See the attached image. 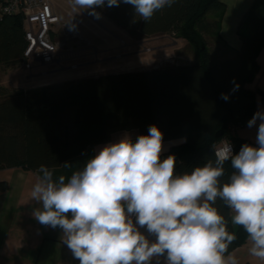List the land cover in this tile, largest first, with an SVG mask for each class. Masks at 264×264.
Returning a JSON list of instances; mask_svg holds the SVG:
<instances>
[{
	"label": "trees",
	"instance_id": "16d2710c",
	"mask_svg": "<svg viewBox=\"0 0 264 264\" xmlns=\"http://www.w3.org/2000/svg\"><path fill=\"white\" fill-rule=\"evenodd\" d=\"M101 9L138 41L161 35L186 41L193 63L101 75L10 96L0 93V170L57 168L89 147L110 142L115 133L136 130L146 135L152 124L161 129L164 141L185 139L171 150L179 159L178 174L214 158L212 145L223 139L234 144L236 153L249 143L234 132L247 127L257 110L259 90L248 85L259 73L257 58L264 49V0H255L244 16L239 28L242 47L235 52L220 37L222 0H175L148 22L139 17L133 22V8L123 3ZM214 14L217 19L208 22ZM244 24L249 31L242 29ZM211 30L225 49L222 56L214 55L205 39ZM26 47L22 17L0 19V65H21ZM222 93L230 98L221 99ZM221 128L223 135L216 137ZM225 169L224 181L230 165ZM7 189L8 183L0 182V193ZM216 206L227 229L236 235L230 254L246 242L247 234L231 224L222 201Z\"/></svg>",
	"mask_w": 264,
	"mask_h": 264
},
{
	"label": "clouds",
	"instance_id": "9594fccd",
	"mask_svg": "<svg viewBox=\"0 0 264 264\" xmlns=\"http://www.w3.org/2000/svg\"><path fill=\"white\" fill-rule=\"evenodd\" d=\"M71 3L98 18L97 9L123 3L133 8V22L137 17L148 22L175 0ZM72 21L70 30L76 27ZM247 127L256 128L254 144L244 143L238 153L229 140L212 145L214 158L181 174L176 157L163 155L164 134L156 124L146 135L124 133L94 149L70 177L40 165L31 215L40 225L60 230L78 264H239L228 253L236 235L216 206L222 201L231 224L246 232L249 254L264 261V107ZM226 164L231 172L224 181Z\"/></svg>",
	"mask_w": 264,
	"mask_h": 264
},
{
	"label": "crops",
	"instance_id": "0c3cea01",
	"mask_svg": "<svg viewBox=\"0 0 264 264\" xmlns=\"http://www.w3.org/2000/svg\"><path fill=\"white\" fill-rule=\"evenodd\" d=\"M254 1L255 0H222L225 5V11L221 19L220 37L223 44L233 52L239 51L242 47L239 28L244 16L249 11ZM51 2L56 15L59 17V24L64 22V20L69 17L68 15L72 14L67 10V8H69L68 5L72 6L71 0H51ZM213 16L217 17L215 14ZM99 20L104 22L108 27L117 28L122 31L106 14L101 13ZM59 24L55 26V30L58 28ZM242 29L249 31L250 28L247 24H244ZM174 42L178 44L177 41ZM152 49L151 54L148 56L150 58L152 57V59L158 58V48L153 47ZM137 53H139V51H137L136 54ZM143 59L144 58L141 60ZM97 62L85 63L84 69H86V72L81 71L79 76L86 75L87 73L90 75L89 73L91 72H88V69L95 66L93 64ZM257 62L260 66L259 73L248 87L254 91L259 90V93L256 95V109L258 110V108L264 107V49L259 54ZM114 63V60L111 59L97 63L98 69H100L98 71L101 72L100 75L118 74L119 72L114 70L116 68ZM141 63H143V61ZM142 65H137L136 68H133L134 70L131 71L151 69H145ZM47 67H51V65L36 68L32 72L24 70L12 72L8 68L0 71V93L5 96H10L22 91L26 92L70 82L59 80L60 77L56 76V74L59 71H63L64 68H55L54 71H45L44 68ZM86 79H90V77L81 78L79 81ZM124 133L130 134L133 138L140 135L136 130L122 131L115 133L111 141L118 139ZM234 134L254 144L256 128H239L235 130ZM225 141L228 140L223 139L217 146L223 144ZM184 142L185 139L164 141L166 150L163 155L165 157L172 155V148ZM102 145L105 144L89 147L85 154L67 161L71 163L70 168H64V163L60 167L53 168L55 170V175L59 176L63 174L66 177H70L72 172L84 166L85 161L93 155L94 149ZM176 161L178 165L179 159L176 158ZM37 176V171H27L22 168L0 170V182L8 183L7 191L0 193V264H78V261L73 259L67 247L63 245L60 230L50 227L46 228L40 225L31 215L33 208L36 207L35 202L31 199V189ZM235 227L238 228V226ZM250 246L247 239L241 247H238L230 254L238 259L239 264H264V261L249 254L248 249Z\"/></svg>",
	"mask_w": 264,
	"mask_h": 264
},
{
	"label": "rangeland",
	"instance_id": "374dc122",
	"mask_svg": "<svg viewBox=\"0 0 264 264\" xmlns=\"http://www.w3.org/2000/svg\"><path fill=\"white\" fill-rule=\"evenodd\" d=\"M72 14L60 23L56 29V41L59 44L60 53L68 57V62L64 63L63 71H59L56 76L60 77L59 80L63 81H79L81 78L86 77H99L101 72L98 71V64L107 59L114 60L117 72H133V68L139 64L142 67L151 68H166L171 66L189 65L193 63V53L190 45L182 40L175 39L169 35H161L143 40H136L131 38L125 31H120L117 28H111L101 22L99 18L89 11L73 8L69 6ZM99 13L106 14L101 8L97 9ZM217 19L216 16H209L208 22L213 23ZM73 20V21H72ZM70 21L76 25L74 29L69 28L67 25ZM105 25V26H100ZM214 30L204 34L207 43L216 56H222L225 49L222 43L215 38ZM177 41L178 44H175ZM139 42V43H138ZM143 42V43H141ZM158 48L159 57L156 59L150 58L152 48ZM145 50V51H143ZM139 53L136 54V52ZM143 51V52H142ZM142 52V53H141ZM144 58L143 60H141ZM94 63L88 69L86 75L79 76L81 71H85V63ZM143 61V63H141ZM76 65V68L72 66ZM90 66V65H87ZM154 67V68H153ZM10 71H18L21 69L20 65L14 66H0V71L4 69ZM38 68V67H37ZM55 68L61 69L58 66L52 65L51 67L44 68V70L54 71ZM36 69V68H35ZM144 69V68H143ZM81 77V78H80ZM1 78V74H0ZM1 80V79H0ZM15 92V91H14Z\"/></svg>",
	"mask_w": 264,
	"mask_h": 264
},
{
	"label": "built area",
	"instance_id": "2783aa9c",
	"mask_svg": "<svg viewBox=\"0 0 264 264\" xmlns=\"http://www.w3.org/2000/svg\"><path fill=\"white\" fill-rule=\"evenodd\" d=\"M8 15L22 17L27 47L21 69L32 72L37 67L47 65L62 68L68 62V57L60 53L56 41L55 26L60 21L51 0H0V19ZM231 144L235 152L234 144Z\"/></svg>",
	"mask_w": 264,
	"mask_h": 264
},
{
	"label": "water",
	"instance_id": "95a60500",
	"mask_svg": "<svg viewBox=\"0 0 264 264\" xmlns=\"http://www.w3.org/2000/svg\"><path fill=\"white\" fill-rule=\"evenodd\" d=\"M224 132V128H221L217 133H216V137H220L223 135Z\"/></svg>",
	"mask_w": 264,
	"mask_h": 264
}]
</instances>
